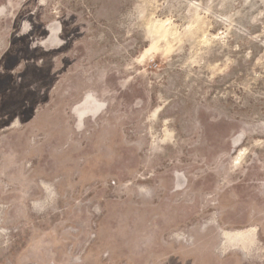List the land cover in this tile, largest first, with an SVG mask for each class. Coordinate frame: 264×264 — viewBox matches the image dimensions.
<instances>
[{
    "label": "rangeland",
    "instance_id": "1",
    "mask_svg": "<svg viewBox=\"0 0 264 264\" xmlns=\"http://www.w3.org/2000/svg\"><path fill=\"white\" fill-rule=\"evenodd\" d=\"M0 264H264V0H0Z\"/></svg>",
    "mask_w": 264,
    "mask_h": 264
}]
</instances>
